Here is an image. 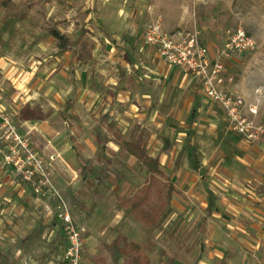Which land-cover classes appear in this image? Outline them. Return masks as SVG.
Segmentation results:
<instances>
[{"label": "rangeland", "instance_id": "obj_1", "mask_svg": "<svg viewBox=\"0 0 264 264\" xmlns=\"http://www.w3.org/2000/svg\"><path fill=\"white\" fill-rule=\"evenodd\" d=\"M53 29L68 39L65 49ZM239 30L257 46L228 53L224 79L246 114L253 109L264 123V0H0V245L16 249V264L67 259L65 213L80 233L78 264H124L118 236L141 244L151 264H224L209 245L203 190L190 184L196 175L175 165L187 156L183 128L198 109L214 108L198 80L169 60L163 40L184 48L195 38L219 55ZM84 50L92 60L75 63L69 111L70 60ZM207 116L218 128L201 137V149L213 150L220 127L226 140L233 133L225 118ZM123 140L159 158L162 173L150 174ZM150 184L173 188L172 201L155 191L148 198ZM143 199V209L163 207L158 222L139 219Z\"/></svg>", "mask_w": 264, "mask_h": 264}, {"label": "crops", "instance_id": "obj_2", "mask_svg": "<svg viewBox=\"0 0 264 264\" xmlns=\"http://www.w3.org/2000/svg\"><path fill=\"white\" fill-rule=\"evenodd\" d=\"M115 42L113 41L115 48L119 47ZM76 53H73L70 60V73L71 67L75 73L71 74L74 89L65 102V108L69 111L74 108L78 94L75 63L79 60L77 56L74 57ZM72 95L74 101L68 108L67 101ZM193 104L194 101L192 106ZM207 105L209 106V103ZM209 107L206 110L207 114L223 117L220 111ZM204 109L205 107L198 109L197 121L188 124V129L183 128L184 131L188 130L186 135L188 143L185 148L187 156L183 157L180 152L175 165L179 166L185 162L187 169L196 175L190 184L198 185L199 189L203 190L204 195L200 196L205 198L207 205L204 209L206 211L204 219L208 220L207 228L212 234L209 245L214 246L216 251L224 256V264H264V139L247 141L239 135L231 134L232 139L226 140L225 136L223 138L224 131L220 127L221 138L217 142V147L213 150L201 149V144L206 145L201 141V137L209 131H217L218 128L212 120H209ZM192 135L197 138L196 143L190 139ZM195 144L198 146L197 152L203 155L201 161L195 156ZM171 146L172 141L168 138L164 139V150H169ZM216 158L217 161L211 163ZM63 165L65 166L62 162H58L55 167L62 168ZM168 189L172 190L171 198L168 199L166 194L164 196L172 201L173 188Z\"/></svg>", "mask_w": 264, "mask_h": 264}, {"label": "built area", "instance_id": "obj_3", "mask_svg": "<svg viewBox=\"0 0 264 264\" xmlns=\"http://www.w3.org/2000/svg\"><path fill=\"white\" fill-rule=\"evenodd\" d=\"M157 34L154 31L150 33L148 42L155 45ZM167 41L169 40L164 39L163 43L166 50L165 54H169V60L181 69L189 71V74L198 80L204 97L226 119L228 130L247 141H257L262 137L264 138V123L257 122V112L251 109L250 115H247L244 100L228 88L224 79V60L229 57L228 53L243 54L253 51L257 46L255 38L249 36L245 31L239 30L229 39L225 51L219 55L211 54L210 49L200 45L195 38L190 39L184 48L172 41ZM17 158L15 157V159ZM10 159L11 157H9L8 163L12 164L15 159H12L13 161ZM21 161L24 162L22 159ZM62 217L66 223L70 244L67 259L69 264H78L82 245L80 233L73 228L71 218L67 213L63 214Z\"/></svg>", "mask_w": 264, "mask_h": 264}, {"label": "trees", "instance_id": "obj_4", "mask_svg": "<svg viewBox=\"0 0 264 264\" xmlns=\"http://www.w3.org/2000/svg\"><path fill=\"white\" fill-rule=\"evenodd\" d=\"M51 35L59 42V47L61 49H65L68 44V39L61 34L59 31L53 29L51 30ZM107 38H111L107 34H105ZM78 42V41H77ZM115 42V41H114ZM78 43L85 44L82 41ZM116 44V42H115ZM86 45V44H85ZM84 45V46H85ZM78 58L80 62L83 64H87L89 60H91L92 56L88 53L87 50H84L81 53H76L74 57ZM75 71L71 67V74L74 75ZM74 101V95H72L68 101L67 106L70 108ZM236 135V134H234ZM121 146L129 152L132 156L137 158L147 169V171L151 174L160 175L162 173L160 167V161L158 158L150 157L148 155L143 154L133 143L123 140L121 141ZM169 142H166V147L168 148ZM152 191H155L156 195L160 198L167 195V198H171V189H167L165 186H152V184L145 189V192L150 195ZM147 199H143L139 201L138 206L136 207V211L138 212L139 219L150 222H158L162 218L163 207L158 210L151 209H143L145 208ZM1 214V213H0ZM151 224V223H150ZM113 246L118 250V252L125 258L124 264H151L150 257L144 252V249L141 244L137 242H129L126 238L122 236H118L113 241ZM18 253L14 247H7L3 249L0 245V264H16ZM60 264H69V260L65 259Z\"/></svg>", "mask_w": 264, "mask_h": 264}]
</instances>
